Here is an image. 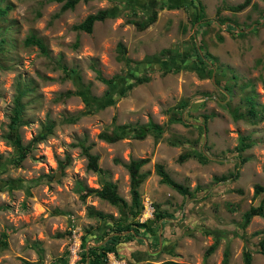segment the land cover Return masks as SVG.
Returning a JSON list of instances; mask_svg holds the SVG:
<instances>
[{"label": "rangeland", "instance_id": "obj_1", "mask_svg": "<svg viewBox=\"0 0 264 264\" xmlns=\"http://www.w3.org/2000/svg\"><path fill=\"white\" fill-rule=\"evenodd\" d=\"M62 5L0 0L10 7L0 15V264H75L84 240L87 250L109 239L129 264H245L248 250L250 264H264L254 250L264 238V197L254 193L264 186V0ZM99 10L108 16L91 33L76 29ZM30 36L47 52L26 44ZM119 43L136 65L121 60ZM17 110L30 145L20 161L7 137ZM149 122L164 131L136 138ZM132 158L149 159L138 216L94 192L80 198L77 182H111L129 207ZM156 163L186 196L160 181ZM261 198L262 216L247 219ZM134 220L154 233H131Z\"/></svg>", "mask_w": 264, "mask_h": 264}, {"label": "trees", "instance_id": "obj_2", "mask_svg": "<svg viewBox=\"0 0 264 264\" xmlns=\"http://www.w3.org/2000/svg\"><path fill=\"white\" fill-rule=\"evenodd\" d=\"M52 1L63 2L62 9H69V8H73L79 0H52ZM244 6H245V3L238 4L235 7V9L239 10V9L243 8ZM9 8H10L9 6H7L5 8H0V15H4ZM154 14L155 13H153V15ZM107 16H108V12L106 10H99L93 14L86 16V18L80 24L76 25V29L82 30V31L87 32V33H91L94 23L96 21H103ZM152 17L154 18V16H152ZM134 23L136 24V26L139 29L145 28V25H141L138 22H134ZM25 43L28 45L37 46L40 49V51L43 53L47 52L43 41L41 39L35 37V36L28 37L25 40ZM118 47H119V51L121 53V60H123L125 62V64H128V65L132 64V63L134 65L137 64L135 61H132L131 59H129L126 56V54H125L126 48L122 43H119ZM169 52H170L169 49H164L161 51L162 54H166ZM198 56H199V54H197V57ZM147 80H148V78L145 76L138 77L137 79H135L134 84L142 83V82H145ZM108 81H111V80L110 79L106 80V82H108ZM250 104H251V109H253L254 108L253 102L250 101ZM19 123H20V116H19V110H17V111H15V114L13 115V117L11 119V122L9 124V130L7 133V137L11 140V143L14 145V147L16 149V154H17L16 160L17 161L24 159L27 156L28 150L30 148L29 144H26V145L22 144L20 134L18 133V124ZM121 128H123V127H121ZM163 131H164V127H162L156 123L149 122L148 124L141 126L140 133L135 134V137L138 139H142V138H144V136L148 132L162 133ZM44 136H45V134L42 133V134L38 135V137H36L35 140H38V138H43ZM103 136L105 139H107L109 141H115L119 138L118 135H111L110 136V135L105 134ZM242 142H243V139L241 140V143ZM245 145L246 144L241 145L238 148L242 149L245 147ZM84 152H85V155L87 157V167L93 171H99L100 169L97 165V156L94 154H91L89 152L88 147L84 148ZM190 154L191 153H188V152L183 153L182 155H180L178 157V159L181 161L184 158H187L188 156H190ZM148 160H149L148 158H139V159L132 158L127 163V169H128V173H129V177H130V187H131L130 188L131 204L129 207H127L128 203L125 201V199L122 198L118 194L116 184L111 183V182L104 183L100 189H89V188L84 187L80 182H77L76 183V190H77V192H79L81 199H84L86 197V195L94 192L101 199L108 201L112 205H116L119 207H126L131 212V215L133 214V216H138L141 213L142 205H141L140 195H139V192L137 190V187L142 183V181L145 178L144 174L139 172V169L142 165L146 164L148 162ZM154 167H155V171H156L157 175L160 177V181L162 183L169 185L170 187L175 189L177 192L184 194L185 196L188 194V189L184 185H182L181 183L174 181L168 175V173L165 171L162 164L156 163ZM254 193L256 195L260 194L264 197V186L259 185V184L254 185ZM246 214H247L246 215L247 219L252 217V216H262V214H263V198H261L258 205L253 207ZM161 215H163V212L158 211L155 215V219L159 218ZM130 228L132 229L131 233H134V232L137 233V231L140 229L145 230L144 234L147 232H149L151 234L154 233L153 228L150 225H148V223L146 221L145 222H139V221L134 220L131 223ZM120 230H122L121 227H118L117 231H120ZM84 243H85V240L81 244L83 248L80 251L81 252L80 253V260L76 261L75 264H106L107 252L112 251L114 253H117V250H116L117 242L113 241L112 239H109V241H105V243L103 245H100L97 247L96 246H90L87 250L84 249V247H85ZM211 249H213V246L211 248H209L210 251H211ZM254 250L264 256V238L260 240L259 244L257 245V247ZM117 256L119 257L118 254H117ZM243 258H244L245 264H250L251 251H249V250L246 251L243 255ZM25 264H32V263L25 262ZM54 264H68L67 256L57 260ZM161 264H177V263L172 262V261H165Z\"/></svg>", "mask_w": 264, "mask_h": 264}, {"label": "clouds", "instance_id": "obj_3", "mask_svg": "<svg viewBox=\"0 0 264 264\" xmlns=\"http://www.w3.org/2000/svg\"><path fill=\"white\" fill-rule=\"evenodd\" d=\"M151 213H153V210H152ZM109 256H114L117 260H121V261L126 262V264H129L124 257H118L117 254L112 252V251L111 252H107V254H106V264H109V261H108Z\"/></svg>", "mask_w": 264, "mask_h": 264}, {"label": "built area", "instance_id": "obj_4", "mask_svg": "<svg viewBox=\"0 0 264 264\" xmlns=\"http://www.w3.org/2000/svg\"><path fill=\"white\" fill-rule=\"evenodd\" d=\"M108 261L109 264H126V262L117 260L114 256H109Z\"/></svg>", "mask_w": 264, "mask_h": 264}]
</instances>
